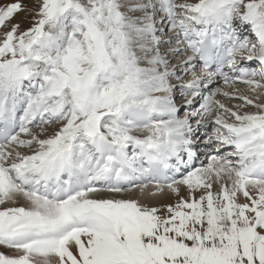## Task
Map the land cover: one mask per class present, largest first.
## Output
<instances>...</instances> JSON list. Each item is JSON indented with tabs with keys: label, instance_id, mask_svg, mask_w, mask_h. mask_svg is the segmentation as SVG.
<instances>
[{
	"label": "snow or ice",
	"instance_id": "snow-or-ice-1",
	"mask_svg": "<svg viewBox=\"0 0 264 264\" xmlns=\"http://www.w3.org/2000/svg\"><path fill=\"white\" fill-rule=\"evenodd\" d=\"M0 264H264V0H0Z\"/></svg>",
	"mask_w": 264,
	"mask_h": 264
},
{
	"label": "rangeland",
	"instance_id": "rangeland-1",
	"mask_svg": "<svg viewBox=\"0 0 264 264\" xmlns=\"http://www.w3.org/2000/svg\"><path fill=\"white\" fill-rule=\"evenodd\" d=\"M23 2H24L25 4H28V5L31 4V0H23ZM23 16H24V14L21 13L19 16H17L16 19L22 21V27H26V26H27V21L23 20ZM235 102H236V101H235Z\"/></svg>",
	"mask_w": 264,
	"mask_h": 264
},
{
	"label": "bare ground",
	"instance_id": "bare-ground-1",
	"mask_svg": "<svg viewBox=\"0 0 264 264\" xmlns=\"http://www.w3.org/2000/svg\"><path fill=\"white\" fill-rule=\"evenodd\" d=\"M221 86H222V85H221ZM218 98H220V97H218ZM177 102H178V103H181L182 101L178 100ZM222 102L228 104L229 106H231L232 103H236L235 101H227V100H223Z\"/></svg>",
	"mask_w": 264,
	"mask_h": 264
}]
</instances>
